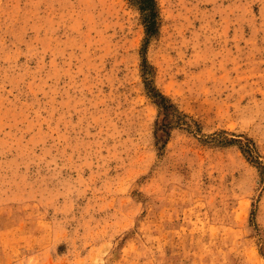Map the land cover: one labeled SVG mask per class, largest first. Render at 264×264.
I'll use <instances>...</instances> for the list:
<instances>
[{"label":"rangeland","instance_id":"1","mask_svg":"<svg viewBox=\"0 0 264 264\" xmlns=\"http://www.w3.org/2000/svg\"><path fill=\"white\" fill-rule=\"evenodd\" d=\"M157 3L0 0V264H264V0Z\"/></svg>","mask_w":264,"mask_h":264},{"label":"trees","instance_id":"2","mask_svg":"<svg viewBox=\"0 0 264 264\" xmlns=\"http://www.w3.org/2000/svg\"><path fill=\"white\" fill-rule=\"evenodd\" d=\"M130 3L138 7L141 12L142 22L146 29V38L143 47V53L145 51L146 44L152 37H156L159 34L160 27V13L157 0H128ZM150 64L147 59L143 57V74H145L146 89L149 97L160 108L161 121L158 126V130L168 134L170 129L179 126L191 127L190 117L183 111H181L173 101L163 94L149 78L148 73H151ZM224 144L236 143L234 139L225 138L221 141ZM242 151L248 156L253 158L252 148L249 145H241Z\"/></svg>","mask_w":264,"mask_h":264}]
</instances>
